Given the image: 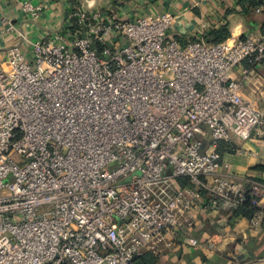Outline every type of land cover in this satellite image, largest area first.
<instances>
[{
    "label": "built area",
    "instance_id": "2783aa9c",
    "mask_svg": "<svg viewBox=\"0 0 264 264\" xmlns=\"http://www.w3.org/2000/svg\"><path fill=\"white\" fill-rule=\"evenodd\" d=\"M2 5L3 32L30 50L15 44L0 63V264H133L172 247L198 211L247 200L252 226L264 223V184L230 178L218 150L264 130V109L232 77L264 62V36L182 45L171 12L80 9L32 42Z\"/></svg>",
    "mask_w": 264,
    "mask_h": 264
},
{
    "label": "crops",
    "instance_id": "0c3cea01",
    "mask_svg": "<svg viewBox=\"0 0 264 264\" xmlns=\"http://www.w3.org/2000/svg\"><path fill=\"white\" fill-rule=\"evenodd\" d=\"M24 1L42 5L40 20L21 11ZM80 9L101 11L117 20L171 12L177 16L172 36L182 45L223 27L230 32L229 42L252 33L262 36L264 30V0H3L1 10L37 42L69 28L72 10ZM5 27L0 22V63L15 44L30 50L18 35L5 34ZM246 68L248 62L236 67L232 77L244 82V97L264 109V62L248 77ZM221 146L225 149L219 152L229 165L226 175L241 184H264V130L254 131L246 141H224ZM251 219L228 210L198 211L194 227L183 228L155 264H264V225L252 226Z\"/></svg>",
    "mask_w": 264,
    "mask_h": 264
},
{
    "label": "trees",
    "instance_id": "16d2710c",
    "mask_svg": "<svg viewBox=\"0 0 264 264\" xmlns=\"http://www.w3.org/2000/svg\"><path fill=\"white\" fill-rule=\"evenodd\" d=\"M262 36H264V30H263ZM229 37H230L229 30L226 27H223V28L213 30V31L207 33L204 36V39L206 40L207 43L214 45V44H220V43L225 42L226 40L229 39ZM97 47L99 49V52H101L102 46L97 45ZM249 66H250V64H249ZM221 143H223V142H221ZM224 149H225V147L221 146V147H219L218 150L223 151ZM179 182L181 184L188 183V181L186 179H179ZM257 211H258V209L251 204L250 200H247L245 203L240 205L239 208L232 210L231 212L235 216L243 215V216L248 217V218H253L255 216V214L257 213ZM263 225H264V223H263ZM157 259H158L157 255H154L152 253H145L142 256L136 258L134 260L133 264H155Z\"/></svg>",
    "mask_w": 264,
    "mask_h": 264
}]
</instances>
